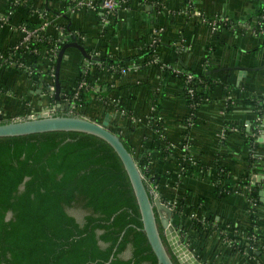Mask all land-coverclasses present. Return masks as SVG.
<instances>
[{
    "label": "crops",
    "instance_id": "crops-1",
    "mask_svg": "<svg viewBox=\"0 0 264 264\" xmlns=\"http://www.w3.org/2000/svg\"><path fill=\"white\" fill-rule=\"evenodd\" d=\"M54 1L49 4L57 13L46 12L47 36L56 38L58 27L79 33L84 40L77 41L91 57L126 65L120 72L93 63L86 67L81 52L70 46L59 70L62 95L87 69L93 89L83 115L102 121L109 114L110 129L134 157L148 155L149 177L157 179L154 193L174 208L171 222L202 264H264V203L257 195L250 209L246 200L248 185L264 189V141L259 140L264 138V37L254 32L264 21V0H124L107 23L96 13ZM46 4L21 1L0 27V52L20 41L21 24H39L33 9L44 10ZM6 12L7 3L0 0V15ZM218 17L226 22L212 29L206 21ZM70 37L65 43L73 41ZM145 47H153L148 58L156 63L143 62ZM45 66L37 63L40 72ZM174 69L205 72L212 81L191 126L184 78ZM57 102L37 74L0 66V120L36 115ZM183 165L191 171L183 174ZM218 187L228 192L222 195ZM226 225H255L258 248L251 250L256 253L227 245L218 231Z\"/></svg>",
    "mask_w": 264,
    "mask_h": 264
},
{
    "label": "trees",
    "instance_id": "trees-1",
    "mask_svg": "<svg viewBox=\"0 0 264 264\" xmlns=\"http://www.w3.org/2000/svg\"><path fill=\"white\" fill-rule=\"evenodd\" d=\"M5 1L12 13L19 5L13 0ZM50 2L55 3L47 0L42 11L57 13ZM64 4L65 9L70 6L67 2ZM255 29L256 34L264 37V21L260 20ZM46 37L49 42L44 43L45 46L54 47L57 53L61 46L55 47V39ZM41 45V42L31 44L38 49ZM151 49L153 47H145L140 51L143 62L150 60ZM28 54L31 59L21 60L30 66L45 87L47 73L37 69V55ZM55 62L56 58L53 68ZM101 65L113 67L118 72L126 66L124 61H113L105 56L100 58ZM186 73L181 71L177 75L184 78ZM191 74L194 79L190 84L184 83L185 92L188 104L194 103L196 112L212 81L205 72ZM83 79L91 86L88 72L80 74L74 85ZM189 88L194 90L193 97L187 93ZM88 90L82 88L74 100L81 106L79 115L84 114L83 108L87 106ZM64 113V110L55 111V114ZM124 145L132 152L127 143ZM136 159L146 176L145 186L152 199L157 179L149 177L148 155ZM183 168V174L191 171L186 165ZM220 189L218 187V191ZM248 195L258 199L255 189H250ZM73 206L84 210L81 220L68 212ZM157 224L161 234L158 221ZM191 225L202 227L199 221H192ZM237 227L239 235L234 236L232 248L239 252L258 248L256 240L241 237L250 235L253 226ZM161 237L166 245L162 234ZM126 252L128 255L124 256ZM0 264H157L142 230L139 208L127 173L106 141L76 131L0 137Z\"/></svg>",
    "mask_w": 264,
    "mask_h": 264
},
{
    "label": "water",
    "instance_id": "water-1",
    "mask_svg": "<svg viewBox=\"0 0 264 264\" xmlns=\"http://www.w3.org/2000/svg\"><path fill=\"white\" fill-rule=\"evenodd\" d=\"M72 38L73 41L71 43H64L59 48L55 63L54 90L49 92V94L53 95L58 101L55 107L56 111L63 110L66 107L61 101L63 95L59 81L60 65L66 48L74 46L81 52L83 58L100 61L99 57H91L87 53L84 46L78 43L76 36L73 35ZM50 110H53V106L50 107ZM109 122V114H106L104 119L98 122L79 114H55V111L51 113L45 111L26 118H15L3 122L0 120V137L52 131H76L88 133L103 139L116 152L127 173L139 208L142 230L157 259V264H175L170 254L175 259L176 264H202L194 255L191 248L183 241L180 228L171 222L174 208L154 192H152V199L150 198L145 186L146 176L138 166L137 159L125 147L122 139L110 129ZM259 140L264 141V138L260 137ZM255 190H257L260 201L264 203V189H258L257 186ZM157 221L161 227V234L166 245L162 240Z\"/></svg>",
    "mask_w": 264,
    "mask_h": 264
},
{
    "label": "built area",
    "instance_id": "built-area-1",
    "mask_svg": "<svg viewBox=\"0 0 264 264\" xmlns=\"http://www.w3.org/2000/svg\"><path fill=\"white\" fill-rule=\"evenodd\" d=\"M21 1H24V0H13V3L20 4ZM61 1H63L64 3L67 2L70 5L67 8L71 10H87V11L96 13L97 8H98V0H61ZM124 2H125L124 0L104 1L103 4L100 5V11L98 13L99 15L98 19L100 20V23H107L110 16L113 15L114 11L118 7L122 6V3L124 4ZM11 14L12 12L8 11L0 15V27H2L4 24H7L9 22V18ZM33 14L39 19V24H21L19 26V30L22 33V37L19 42L15 43L8 50L0 52V66L12 65L13 67L19 69L21 72L30 76L33 74V72L30 69V66L24 61H22L21 58L28 60V59H31V56L28 53L32 52L33 54H36L37 63L38 64L44 63L46 65L45 70H44V72L47 73V75H45V79H46L45 90L47 93H49L54 90L55 68H53V63H54L55 58L57 59L58 51L56 53L54 47L48 48L47 46H45V44L49 42V39L46 37L47 35L44 33V31L47 28V26L50 24L49 20L47 19L46 12L42 11L41 9L40 10L33 9ZM225 20L226 19L224 18L218 17V18L212 19L211 21H206V22L212 25V29H215V25L217 23L224 24L226 22ZM255 30L256 29H254V32ZM58 33H59L58 36L56 38H53L55 39V47L62 46L66 42V39L69 38V36L71 35L65 32V29L62 27H58ZM73 35L76 36L77 39L79 38L82 41L84 40V36L79 33L72 34L71 37ZM38 42L42 43L39 49L31 46L32 43H38ZM85 60H86V67L90 66L91 63H93V65L94 64L98 66L100 65L99 62H96L93 60H87V59ZM149 62L156 63V60L152 59V60H149ZM86 70H85V73H86ZM172 71L175 74L181 73V70H177V69H174ZM193 79H194V75H192L191 73H186V75L184 76V83L190 84ZM82 88L89 89L90 91L93 89L92 86L89 85L88 80L83 79L79 81L78 84L74 85L70 93L62 96L61 101L62 103H64V105H66V107L63 110L66 111V113L79 114V110L81 109V106L78 104H75L74 100L78 98L79 92ZM187 93L190 97H193L194 90L192 88H189L187 89ZM56 106L57 104H54L53 110H50V108H48L45 111H48L49 113H51L52 111H56V108H55ZM189 106H190L191 111L188 115L186 123L187 125L191 126L194 122L193 117L195 115V112H194L195 104L189 103ZM262 115L264 118V114ZM30 116H33V115L31 114ZM259 120H261V118L257 119V121ZM187 148H188V145L184 143L182 145V149L185 151V149ZM187 161L193 162L190 158H187ZM250 189H251L250 186H248L246 189L247 190L246 200L249 205V208L254 209L253 207L256 204V199L248 195ZM253 213H254L253 210H251L250 214L252 215ZM218 231L220 233V236L222 237V240L230 247H233L235 243L234 236L239 235L238 227L235 225H226L225 227H222V228L218 227ZM256 231H257V228L254 225L253 232L250 235L248 236L241 235V237H246V239L248 240H257Z\"/></svg>",
    "mask_w": 264,
    "mask_h": 264
},
{
    "label": "rangeland",
    "instance_id": "rangeland-1",
    "mask_svg": "<svg viewBox=\"0 0 264 264\" xmlns=\"http://www.w3.org/2000/svg\"><path fill=\"white\" fill-rule=\"evenodd\" d=\"M68 212L70 214H72L73 216H75L77 218V220H81L83 217V214L85 213L83 209H81L79 206H73L71 208L68 209ZM128 253L126 252L124 254V256H127Z\"/></svg>",
    "mask_w": 264,
    "mask_h": 264
},
{
    "label": "flooded vegetation",
    "instance_id": "flooded-vegetation-1",
    "mask_svg": "<svg viewBox=\"0 0 264 264\" xmlns=\"http://www.w3.org/2000/svg\"><path fill=\"white\" fill-rule=\"evenodd\" d=\"M254 190V189H253Z\"/></svg>",
    "mask_w": 264,
    "mask_h": 264
}]
</instances>
